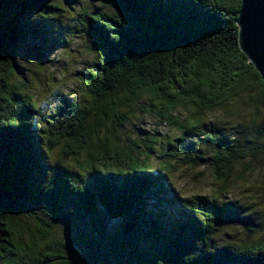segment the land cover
Wrapping results in <instances>:
<instances>
[{
    "label": "trees",
    "instance_id": "trees-1",
    "mask_svg": "<svg viewBox=\"0 0 264 264\" xmlns=\"http://www.w3.org/2000/svg\"><path fill=\"white\" fill-rule=\"evenodd\" d=\"M102 3L106 11L82 9L77 15L84 29L88 32L89 28L90 35L106 49L104 56L95 57L86 70L85 105L69 103L64 98L63 105L54 112L40 114L29 94L22 93L18 86H14L20 89L17 91L11 88L10 81L17 70L14 55L0 58V264H50L38 258V243L19 245L21 227L13 215V209L24 208L23 202L29 197L31 169L36 163L32 140L37 133L46 151L59 148L63 158H76L82 174L66 178L63 189L75 191L85 187L88 177L96 178L90 180L89 197L78 209L88 214V227L100 236L106 229L99 214L103 213L106 220L130 216L133 205L145 195L168 190L172 160L189 168L207 165L213 169L220 186L209 199L187 203L190 214L179 215L175 221L181 235L168 228L171 221L164 226V233L148 230L152 242L145 246L147 253L138 248L137 231L108 243V253L117 256L126 250L134 251L135 259L143 264H149L147 257L159 244L187 251L186 234L196 236L207 247L212 225L225 224L230 217L221 196L228 194L232 181L255 173L257 164L263 161L264 147L257 141L264 142V83L254 67H249L246 56L239 55L235 20L240 4L236 0H195L196 7H174L175 0ZM53 4L47 0L40 9L49 19L62 13L61 8L51 7ZM10 10L20 18L7 20ZM32 17L39 18L37 13L30 14L29 0H0V26L7 24L6 31L0 32V50L13 53L10 43L22 42L45 30L49 19L37 26ZM39 35L48 46L51 36ZM136 110L165 121L183 134L203 133L205 142L213 145L214 154L205 157L202 149L182 138L159 140L140 128L141 137L124 136L123 140L124 127ZM239 110L246 112L249 124L240 122L238 126L245 127L250 138L237 125L229 133H213L210 115L222 111L231 117ZM180 111L187 114L184 120L176 115ZM29 112L33 115H27ZM22 113L26 119L21 127ZM13 127H21V131H4ZM248 127L254 132L250 133ZM154 154L159 161L150 163ZM234 172L238 175L233 176ZM51 205L61 211L62 207L53 200ZM165 218L168 220V216L162 219ZM241 223L251 230L245 221ZM150 226L154 227L152 223ZM48 240L49 230L39 235L42 251L68 250L62 244L61 248H52ZM212 248L200 253L187 251L185 264L197 256L203 264H238V257L264 248V238L218 242ZM63 259L56 256L57 264H91L77 256Z\"/></svg>",
    "mask_w": 264,
    "mask_h": 264
},
{
    "label": "rangeland",
    "instance_id": "rangeland-1",
    "mask_svg": "<svg viewBox=\"0 0 264 264\" xmlns=\"http://www.w3.org/2000/svg\"><path fill=\"white\" fill-rule=\"evenodd\" d=\"M52 2H59L63 5L60 7L62 13L58 18L49 19L45 30L38 31L35 37L28 36L22 42L9 44L13 53H23V55H14L17 70L10 81L13 85L11 88L17 91L20 89L14 86H18L22 93L29 94L37 112L43 115H48L54 112L59 105H63L64 98H67L69 103L85 105L83 79L86 70L90 69L95 57H103L106 53V49L99 40L90 35V29L88 28L87 32L77 18L82 9L89 12L106 11L107 7L103 6L102 0H74L68 3L63 0H52ZM18 17L20 18V15H17L15 10L8 11L6 15L7 20L15 21ZM6 26L7 24L0 26V32L6 31ZM43 33L51 36V40L47 41L48 46L42 43L39 34ZM236 113L231 117L224 115L222 111L210 115L213 121L209 127L213 133L226 134L233 125H237L235 127L250 138L246 128L238 126L240 122L249 124L248 115L244 110ZM176 115L180 120H184L187 114L185 111H180ZM242 115L244 119L240 117ZM124 128L123 140H125L124 136L134 139L137 138L135 135L141 137L143 134L138 131L140 128L145 132L153 133L159 140L167 137L182 138L184 142L202 149L205 157H209L211 153L214 154L213 145L205 142L203 133L183 134L165 121H159L158 118L140 113L138 110L134 112L130 122ZM200 130L205 131L204 127ZM248 131H250L249 127ZM32 141L36 149H34L35 153L39 142V151L43 152L46 157L60 162L64 172L60 180L62 188L66 184V178H73L74 173L82 174L77 166L76 158H63L59 148L46 151L42 146L39 133L35 134ZM257 144L264 147V142L257 141ZM262 160L257 164L255 173L246 175L242 179L236 178L231 182L228 194L221 196V200L229 207L230 217L225 224L212 225L207 247L196 236L186 234L189 248L200 253L204 249L213 250L212 245L218 242L240 243L264 238V155ZM157 161H159L157 154L152 155L150 163ZM34 162L36 163L32 165L29 179V197L23 202L24 208L13 209V215L18 227H21L19 245L24 247V244H27L30 247L32 243H38V253H41L38 258L50 264H57L56 256L64 257L63 260L77 256L91 264H138L140 260L135 259L134 251L126 250L123 254L116 256L117 253H108V243L113 242L117 237L129 236L137 231L140 239L138 248L142 250L144 248L147 253L145 246H149L152 242V235L148 232L150 228H154L161 234L165 231L164 226L170 225L172 221L168 228L173 229L176 235H181L177 232L179 226L175 224V221L179 220V215L190 214L187 203L197 204L209 199L220 186L219 181L216 180V174H213V169L209 166L189 168L172 160L169 165L171 171L168 178V190L145 195L136 205H133L129 212L130 216L124 215L122 218L106 220L103 213L99 214L98 217L106 229L105 234L100 236L88 227V214L81 209H78V215L68 218L63 208L58 211L51 205L52 199L32 183L31 177L39 161L34 159ZM234 175L237 176L238 173L234 172ZM234 213L240 218L235 219ZM166 216L168 220L162 219ZM127 221L136 224L132 232L123 234L120 225ZM242 221H245L251 230L243 227ZM151 223L154 227L150 226ZM47 230H49L48 244L50 247L61 248L62 244L68 250L42 251L43 242H38L39 235ZM124 241L126 242L127 239ZM140 263L143 264L142 261Z\"/></svg>",
    "mask_w": 264,
    "mask_h": 264
},
{
    "label": "snow or ice",
    "instance_id": "snow-or-ice-1",
    "mask_svg": "<svg viewBox=\"0 0 264 264\" xmlns=\"http://www.w3.org/2000/svg\"><path fill=\"white\" fill-rule=\"evenodd\" d=\"M47 0H29V9L31 13H37L38 17H32V22L34 25H42L45 21L49 19V17L45 16L40 9L45 7ZM237 4L241 5L240 10V18L241 21V13L245 11V2L244 0H236ZM62 3H55L51 5L54 8L62 7ZM174 7H196L195 0H175V3L172 4ZM240 25V34L242 35V31H246L245 25L239 22ZM247 51V49H245ZM23 55V53H5L4 50H0V58L4 55ZM240 56L244 57V53H239ZM252 61L249 63V67H252L255 64V68L253 71L256 72V69H259L258 75H264V55H261V58L257 60L256 56L252 55ZM244 59H248V57H244ZM0 64H2V60H0ZM264 83V80L261 81ZM34 107V106H33ZM27 115H33V113H27ZM21 121V127L26 119V116L22 113L19 117ZM21 127H13L4 131H12V132H20ZM43 127V125H41ZM3 134V132H0ZM36 159L39 161L38 166L35 168L32 174V183L37 185L47 196H49L54 203L60 205L65 211L68 218H73L78 215V205L84 202L90 194V180H95V177H88V183L84 188L77 189L75 191H68L67 189H63L60 183L61 178L64 175L62 171V166H60V162L54 158H49L44 155L43 152L39 151V142L37 143V151L35 153ZM187 251H193V249L189 248ZM187 251H176L174 249H170L168 246L164 244H159L156 246L155 250L147 257L149 264H185V260L187 257ZM245 251V250H241ZM250 251V250H248ZM238 264H264V248L258 250L256 254L252 255H244L237 258ZM189 264H203V261L196 257L193 261H190Z\"/></svg>",
    "mask_w": 264,
    "mask_h": 264
},
{
    "label": "water",
    "instance_id": "water-1",
    "mask_svg": "<svg viewBox=\"0 0 264 264\" xmlns=\"http://www.w3.org/2000/svg\"><path fill=\"white\" fill-rule=\"evenodd\" d=\"M245 2V11L241 13L240 10L237 12V18L235 24L238 27V46L242 53L248 60L252 61V55L256 56L257 60L261 58V55H264V0H244ZM239 22L245 25L246 31H242L240 34V25ZM247 49V51L245 50ZM255 68V64H253ZM257 73L259 69H256ZM261 80H264V75H259ZM134 229V223L131 221L124 222L120 225V230L123 234H128Z\"/></svg>",
    "mask_w": 264,
    "mask_h": 264
}]
</instances>
